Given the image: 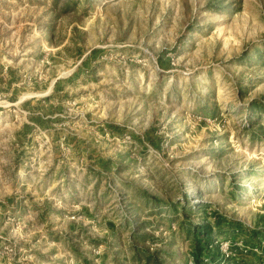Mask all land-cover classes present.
<instances>
[{
	"label": "rangeland",
	"instance_id": "374dc122",
	"mask_svg": "<svg viewBox=\"0 0 264 264\" xmlns=\"http://www.w3.org/2000/svg\"><path fill=\"white\" fill-rule=\"evenodd\" d=\"M214 218L199 264H264V0H0V264H194Z\"/></svg>",
	"mask_w": 264,
	"mask_h": 264
},
{
	"label": "trees",
	"instance_id": "16d2710c",
	"mask_svg": "<svg viewBox=\"0 0 264 264\" xmlns=\"http://www.w3.org/2000/svg\"><path fill=\"white\" fill-rule=\"evenodd\" d=\"M95 52V50H91L90 55L94 54ZM214 219L215 227L212 226L206 219H202V221L199 223H191L188 221V219H185L183 222L185 233L192 241L191 253L194 264H199L200 262L202 263L204 259L212 260L217 254H219L218 248L216 244H214L216 241L214 231L215 228L218 227L217 225L220 223V221H218V218ZM131 251L135 255V258H138L139 253L143 255L145 261H148L150 258V253L141 250L138 251L135 246L132 247Z\"/></svg>",
	"mask_w": 264,
	"mask_h": 264
},
{
	"label": "built area",
	"instance_id": "2783aa9c",
	"mask_svg": "<svg viewBox=\"0 0 264 264\" xmlns=\"http://www.w3.org/2000/svg\"><path fill=\"white\" fill-rule=\"evenodd\" d=\"M215 244L218 245L219 251L224 256V258H228L229 256L232 255V252L229 249L228 242H223V243H221V242L216 243L215 242Z\"/></svg>",
	"mask_w": 264,
	"mask_h": 264
}]
</instances>
